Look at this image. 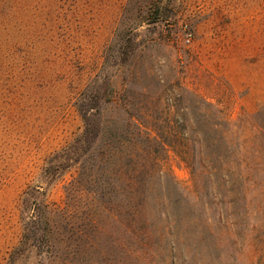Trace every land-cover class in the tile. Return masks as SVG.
I'll return each instance as SVG.
<instances>
[{"label": "rangeland", "instance_id": "obj_1", "mask_svg": "<svg viewBox=\"0 0 264 264\" xmlns=\"http://www.w3.org/2000/svg\"><path fill=\"white\" fill-rule=\"evenodd\" d=\"M0 264H264V0H0Z\"/></svg>", "mask_w": 264, "mask_h": 264}, {"label": "trees", "instance_id": "obj_2", "mask_svg": "<svg viewBox=\"0 0 264 264\" xmlns=\"http://www.w3.org/2000/svg\"><path fill=\"white\" fill-rule=\"evenodd\" d=\"M188 130H184L181 134V138L177 140L174 144H168L161 142L162 145H168L170 148L174 150V152L180 157V159L186 164V166L190 169L191 174V186L184 187L183 190H186L190 194L196 195L197 190V182L199 178H203L202 180V188L209 189L208 194V206H220L223 202V194L222 191L229 187L231 184L232 177H230V170L228 168L229 164L226 160V156L223 152L227 148V144L218 143L209 140H202L197 138L196 140H191L186 137ZM193 133L198 136L202 135V133H206L204 129L198 128L197 131H193ZM165 147V146H164ZM195 161H197L200 169H196ZM175 185H179V183H175ZM134 187V197L135 199L139 198V187L138 181L135 180L133 185ZM142 186V185H141ZM197 197V196H196ZM130 209V214L132 218L138 216L140 213V209L136 208ZM164 218L168 224V232L166 233L172 235V230L174 226L180 221V214L174 211L168 210V207L163 210ZM135 219V218H134ZM133 221V220H132ZM130 232L134 236L145 235L146 232H141L138 230L137 226L130 224L128 226ZM178 236V233L173 234V236Z\"/></svg>", "mask_w": 264, "mask_h": 264}]
</instances>
